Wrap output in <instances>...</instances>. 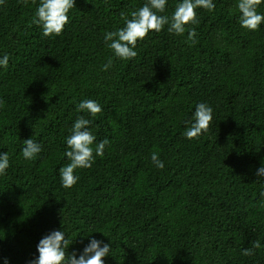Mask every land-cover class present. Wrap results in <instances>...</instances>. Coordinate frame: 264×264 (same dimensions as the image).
I'll use <instances>...</instances> for the list:
<instances>
[{
  "label": "trees",
  "instance_id": "1",
  "mask_svg": "<svg viewBox=\"0 0 264 264\" xmlns=\"http://www.w3.org/2000/svg\"><path fill=\"white\" fill-rule=\"evenodd\" d=\"M177 2L168 0L163 15ZM236 2L196 9L183 35L151 31L135 58L113 57L107 71L104 33L145 0H75L53 37L32 22L39 0L0 4V56H9L0 68V151L10 160L0 175V264H29L53 230L66 233V255L90 237L110 243L104 264H264V180L255 175L264 164V24L242 29ZM83 99L102 112L78 113ZM200 102L213 120L187 140L184 122ZM78 116L110 144L63 188L58 169ZM29 138L42 151L25 161Z\"/></svg>",
  "mask_w": 264,
  "mask_h": 264
},
{
  "label": "clouds",
  "instance_id": "2",
  "mask_svg": "<svg viewBox=\"0 0 264 264\" xmlns=\"http://www.w3.org/2000/svg\"><path fill=\"white\" fill-rule=\"evenodd\" d=\"M3 3L4 0H0V4ZM262 4L264 0H237L236 8L239 12L237 22L242 29L256 31L261 28L264 24V12L258 9ZM74 5L75 0H39L32 22L41 28L42 36H59L70 22L69 13ZM167 5L168 0H145L141 7L130 13V18L124 17L123 27L104 33L103 41L112 53V57L103 65L104 71L111 67L113 57L119 60L135 58L137 42L143 41L151 31L160 32L167 26L169 34L183 35L186 25L197 23L196 9L208 11L215 9L214 0H178L171 14L163 15ZM195 36V29L188 31V40L195 42ZM8 64L9 56L7 54L0 56V68H7ZM76 111L95 117L102 112V107L96 100L83 99L77 104ZM212 120L213 108L205 102L197 103L190 118L184 122L183 137L187 140L199 137L207 131ZM90 123L91 121L84 116H78L71 125L69 135L65 137L66 148L63 155L67 163L58 169L60 185L63 188L73 187L80 179L76 170L91 168L97 157H103L106 146L110 144L107 138L97 142L96 136L90 130ZM41 151V145L29 138L24 140L20 154L25 161H32ZM151 162L159 170L165 167L156 152L151 154ZM9 166L8 153L0 151V175L5 174ZM255 175L258 180H264V164L257 169ZM260 197L264 199V191L260 192ZM69 245L64 231L53 230L40 239L36 246L38 255L34 256L29 264H104L102 258L111 252L110 243L95 237L88 238L82 251H73L66 255ZM255 247H260L259 242ZM252 254V249H244L242 252L244 256ZM3 264H9L7 257L3 258Z\"/></svg>",
  "mask_w": 264,
  "mask_h": 264
}]
</instances>
